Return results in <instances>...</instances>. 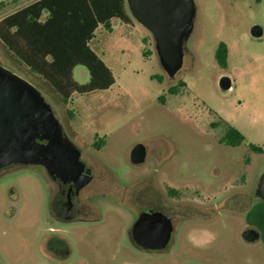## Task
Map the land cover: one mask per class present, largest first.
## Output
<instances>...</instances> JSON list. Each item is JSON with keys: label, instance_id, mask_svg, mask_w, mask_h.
<instances>
[{"label": "rangeland", "instance_id": "1", "mask_svg": "<svg viewBox=\"0 0 264 264\" xmlns=\"http://www.w3.org/2000/svg\"><path fill=\"white\" fill-rule=\"evenodd\" d=\"M36 1L0 0V20ZM194 1V29L174 78L161 67L153 37L131 15L130 25L114 20L110 31L100 26L89 43L111 69L115 84L75 94L67 105H59L58 96L27 67L9 62L1 42L0 64L41 93L81 152L93 172L83 195L140 194L146 187L164 196L175 189L186 200L206 197L213 219L181 224L187 226L183 242L204 245L181 246L179 263L255 264L259 246L241 242L242 225L233 212L250 209L242 208L245 201H257L264 172V37L251 36L253 26L264 30V0ZM220 43L229 51L225 67L216 59ZM223 77L232 81L229 92L219 87ZM74 79L88 83L86 67L77 66ZM229 126L245 136L241 146L220 142ZM100 139L104 144L98 149L94 144ZM139 144L146 148V161L133 165L130 153ZM50 188L40 167L16 166L0 175V264H52L45 260L43 245L48 229L59 227L48 218ZM199 227L206 228L194 234ZM259 259L264 261L262 251Z\"/></svg>", "mask_w": 264, "mask_h": 264}, {"label": "flooded vegetation", "instance_id": "2", "mask_svg": "<svg viewBox=\"0 0 264 264\" xmlns=\"http://www.w3.org/2000/svg\"><path fill=\"white\" fill-rule=\"evenodd\" d=\"M16 166L18 165L1 170L0 175ZM35 167L43 170L51 184L47 202L48 218L59 226L50 227L44 235L47 262L180 264L178 250L181 246L194 248L204 245L187 240L183 242L187 226L181 224L187 220L205 224L213 219L211 201L206 197L194 196L193 199L186 200L175 189H169L164 196L156 188L148 191L146 187H141L140 194L123 191L121 194L109 192L83 195V189L93 182V172L87 166L92 180L81 190H77L73 182H63L43 167ZM255 198L257 201H252L251 204L243 202L242 208L250 209L233 212L236 214L233 218L242 225L241 242L246 246H259L255 264H264L263 259H259V253H264V211L253 210L263 201L256 195ZM198 199H204L206 203ZM186 202L189 204H183ZM188 213L193 215L186 217ZM140 217H143L141 225L136 227ZM163 217L170 220V231L165 226ZM205 228L199 227L194 234L203 233L201 230ZM249 231L254 232L255 236L257 234L255 241H247L244 237ZM75 251L78 252L77 258L72 257ZM187 264L197 263L189 260Z\"/></svg>", "mask_w": 264, "mask_h": 264}, {"label": "water", "instance_id": "3", "mask_svg": "<svg viewBox=\"0 0 264 264\" xmlns=\"http://www.w3.org/2000/svg\"><path fill=\"white\" fill-rule=\"evenodd\" d=\"M132 18L153 37L160 65L169 78L183 67L184 46L189 40L196 16L194 0H125ZM255 39L264 37L262 27L251 29ZM219 87L232 89V81L223 77ZM145 146L139 144L130 153L133 165L144 164ZM13 165L41 166L63 182H73L77 190L91 180V171L81 160V152L66 136L52 107L27 80L0 64V171ZM264 203V172L256 190ZM147 215H144V217ZM149 216V215H148ZM140 217L136 227H140ZM165 219L170 231L171 222ZM244 234L255 241L257 234Z\"/></svg>", "mask_w": 264, "mask_h": 264}, {"label": "trees", "instance_id": "4", "mask_svg": "<svg viewBox=\"0 0 264 264\" xmlns=\"http://www.w3.org/2000/svg\"><path fill=\"white\" fill-rule=\"evenodd\" d=\"M114 19L131 24L125 0H38L0 20V42L9 62L27 67L58 96L59 105H67L75 94L107 90L115 84L111 69L89 46L100 26L112 30ZM228 55L227 45L220 43L216 52L219 65H227ZM77 66L88 70V83L74 79ZM170 91L174 93L175 88ZM68 116L73 114L68 112ZM245 140L239 130L229 126L220 142L239 147ZM103 144L100 139L94 146L100 149ZM250 149L263 153L255 145ZM253 210L264 211V204Z\"/></svg>", "mask_w": 264, "mask_h": 264}, {"label": "crops", "instance_id": "5", "mask_svg": "<svg viewBox=\"0 0 264 264\" xmlns=\"http://www.w3.org/2000/svg\"><path fill=\"white\" fill-rule=\"evenodd\" d=\"M114 20H117V19H114ZM114 20H112V22H113ZM143 41L145 42V41H147V39H146V38H144V39H143Z\"/></svg>", "mask_w": 264, "mask_h": 264}]
</instances>
